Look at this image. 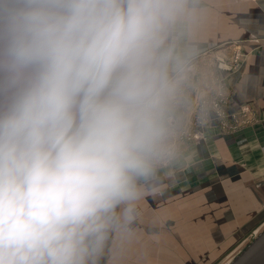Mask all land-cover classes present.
I'll return each mask as SVG.
<instances>
[{
    "label": "clouds",
    "instance_id": "obj_1",
    "mask_svg": "<svg viewBox=\"0 0 264 264\" xmlns=\"http://www.w3.org/2000/svg\"><path fill=\"white\" fill-rule=\"evenodd\" d=\"M206 19L204 0H0V264L131 243L205 95Z\"/></svg>",
    "mask_w": 264,
    "mask_h": 264
},
{
    "label": "crops",
    "instance_id": "obj_2",
    "mask_svg": "<svg viewBox=\"0 0 264 264\" xmlns=\"http://www.w3.org/2000/svg\"><path fill=\"white\" fill-rule=\"evenodd\" d=\"M204 6L200 47L242 51L241 68L225 82L235 93L233 109L249 103L261 122L234 134L205 130V139L186 147L167 173L172 181L140 202L131 243L115 259L107 255L106 264H213L232 258L264 227V43L258 35L244 37L246 29L264 28V0H204Z\"/></svg>",
    "mask_w": 264,
    "mask_h": 264
},
{
    "label": "rangeland",
    "instance_id": "obj_3",
    "mask_svg": "<svg viewBox=\"0 0 264 264\" xmlns=\"http://www.w3.org/2000/svg\"><path fill=\"white\" fill-rule=\"evenodd\" d=\"M233 31L224 32V34L231 35ZM259 33V34H258ZM259 36V40L264 43V28L261 30H247L244 31V37L247 39L249 36ZM222 43V42H221ZM225 45L221 46L218 49L210 50L209 53H204L201 58V73H204V76L199 75L198 79L201 81L200 87L202 91L205 93L200 103L196 106V110L193 113L191 117V124L188 130V134L185 137V146L188 148L190 144L195 143L196 141L205 139V130H219L221 134H234L236 131H241L242 129H246L249 127H255L260 123V118H256L253 121H251L249 124L248 120L242 117V115L234 120V122L225 121L223 119L222 125H216L213 124L211 120V110H212V104H214L216 101H218L220 96L226 97L228 95V102H229V110L230 112H233L235 110L238 111V109L243 106L241 105L238 108H234V90L225 82V77L230 74H235L242 66V62H240L239 67H235L231 69L234 66L235 63V53L236 50L239 48H235L234 46ZM240 54H243L242 51H240ZM204 61V62H203ZM234 61V63H233ZM226 63V70L223 69ZM222 65V67H221ZM236 66V65H235ZM229 73V74H227ZM203 78V79H202ZM193 97H195V93H193ZM250 105L251 104H245ZM253 108V107H252ZM251 110H254L256 112V115L258 116V112L253 108ZM204 111L206 113V119L203 121L201 120V112ZM215 112V110H214ZM227 121V122H226ZM245 122V123H243ZM247 124V125H246ZM229 131V132H228ZM202 133L201 138H196L197 133ZM264 227L261 229L263 230ZM261 232V231H259ZM258 232V233H259ZM253 239V238H252ZM248 241V244L252 241ZM247 244V245H248ZM243 249V248H242ZM238 245L233 249L235 251L234 253H237L238 251ZM229 255V254H228ZM230 256H226L222 258L221 260H218L217 262L213 264H227L229 260L226 262L225 260L229 258ZM231 258V257H230ZM229 258V259H230ZM224 262H223V261ZM106 264V263H104Z\"/></svg>",
    "mask_w": 264,
    "mask_h": 264
},
{
    "label": "built area",
    "instance_id": "obj_4",
    "mask_svg": "<svg viewBox=\"0 0 264 264\" xmlns=\"http://www.w3.org/2000/svg\"><path fill=\"white\" fill-rule=\"evenodd\" d=\"M234 57H235V59H234L235 63L233 61L234 66L231 69H233L235 67H239L240 62L243 61V57H242V54H240L239 49L236 50ZM221 67H222V65H221ZM223 69L226 70V63H225V66L223 67ZM211 106H212V110L210 112L211 113V116H210L211 120H212V122H214L213 124H216L219 126L222 125V123H224L223 120L225 121V119H226L227 121L230 120V122H234V120L239 118L241 115H242V117H244L245 119L248 120L247 124H249L254 119L258 118L256 115V112L254 110H251L253 108L250 105H243L238 109V111L235 112V110H234L233 112H230L228 95L226 97L220 96L218 101H216ZM214 110H215V112H214ZM221 119H223V120H221ZM243 123H245V122H243ZM201 136H202V133L198 132L196 135V138H201Z\"/></svg>",
    "mask_w": 264,
    "mask_h": 264
},
{
    "label": "water",
    "instance_id": "obj_5",
    "mask_svg": "<svg viewBox=\"0 0 264 264\" xmlns=\"http://www.w3.org/2000/svg\"><path fill=\"white\" fill-rule=\"evenodd\" d=\"M227 264H264V229Z\"/></svg>",
    "mask_w": 264,
    "mask_h": 264
},
{
    "label": "bare ground",
    "instance_id": "obj_6",
    "mask_svg": "<svg viewBox=\"0 0 264 264\" xmlns=\"http://www.w3.org/2000/svg\"><path fill=\"white\" fill-rule=\"evenodd\" d=\"M239 252V251H238Z\"/></svg>",
    "mask_w": 264,
    "mask_h": 264
},
{
    "label": "trees",
    "instance_id": "obj_7",
    "mask_svg": "<svg viewBox=\"0 0 264 264\" xmlns=\"http://www.w3.org/2000/svg\"><path fill=\"white\" fill-rule=\"evenodd\" d=\"M239 253V252H238Z\"/></svg>",
    "mask_w": 264,
    "mask_h": 264
}]
</instances>
